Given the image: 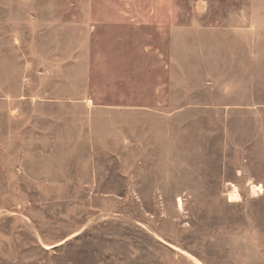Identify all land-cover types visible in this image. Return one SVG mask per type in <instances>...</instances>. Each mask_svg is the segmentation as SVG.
I'll return each instance as SVG.
<instances>
[{"label": "rangeland", "instance_id": "374dc122", "mask_svg": "<svg viewBox=\"0 0 264 264\" xmlns=\"http://www.w3.org/2000/svg\"><path fill=\"white\" fill-rule=\"evenodd\" d=\"M0 264H264V0H0Z\"/></svg>", "mask_w": 264, "mask_h": 264}]
</instances>
